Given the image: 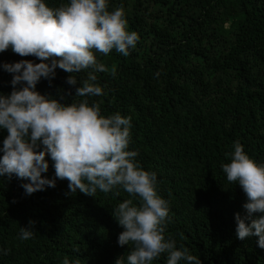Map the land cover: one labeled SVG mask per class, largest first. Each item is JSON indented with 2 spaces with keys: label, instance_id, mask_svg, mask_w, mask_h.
I'll list each match as a JSON object with an SVG mask.
<instances>
[{
  "label": "trees",
  "instance_id": "obj_1",
  "mask_svg": "<svg viewBox=\"0 0 264 264\" xmlns=\"http://www.w3.org/2000/svg\"><path fill=\"white\" fill-rule=\"evenodd\" d=\"M45 3L58 7L66 0ZM117 7L139 39L127 57L94 50L105 67L95 73L103 94L74 96L90 70L73 73L78 83L72 86L59 68L36 90L62 103L87 100L104 117L130 118L128 150L138 153L134 160L143 170L156 174L157 194L169 209L164 236L177 248L201 264H264L257 237H236L234 214L245 215V195L221 169L234 142L264 162V0H108L109 11ZM21 59L39 62L0 52V62ZM10 80L0 69V93L11 92ZM6 135L0 129V141ZM52 175L49 161L42 176ZM22 182L0 177V249H8L0 264H114L132 249L131 242L117 244L123 229L112 210L125 199L138 204V197L119 186L93 196L78 190L66 195V179L25 196ZM29 220L33 235L20 240ZM152 264H166V254Z\"/></svg>",
  "mask_w": 264,
  "mask_h": 264
},
{
  "label": "clouds",
  "instance_id": "obj_2",
  "mask_svg": "<svg viewBox=\"0 0 264 264\" xmlns=\"http://www.w3.org/2000/svg\"><path fill=\"white\" fill-rule=\"evenodd\" d=\"M138 39L127 29L122 7L109 11L108 0H66L58 7L46 6L45 0H0V52L10 49L39 61L0 62V69L11 74L12 86L9 94L0 93V129L7 132L0 141V177L26 181L20 185L25 196L65 179L66 195L78 190L93 196L119 186L139 203L125 199L112 210L123 229L117 244L133 245L114 264H152L161 254H166V264H201L164 236L168 202L157 194L156 174L143 170L134 160L138 153L128 150L130 118L119 113L104 117L87 100L62 103L36 90L41 79L51 83L57 68L69 73L66 83L72 86L78 83L73 73L90 70L74 96L102 95L95 73L105 67L94 50L107 55L114 49L127 57ZM233 147L230 162L221 169L245 195V215L234 214L235 234L240 240L257 237V246L264 249V162L250 158L239 142ZM49 161L53 175L42 176ZM34 223L20 227V240L32 237ZM7 254V248L0 249V255Z\"/></svg>",
  "mask_w": 264,
  "mask_h": 264
}]
</instances>
